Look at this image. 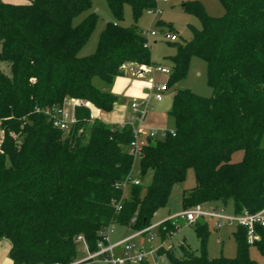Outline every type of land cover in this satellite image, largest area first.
<instances>
[{
  "label": "trees",
  "instance_id": "1",
  "mask_svg": "<svg viewBox=\"0 0 264 264\" xmlns=\"http://www.w3.org/2000/svg\"><path fill=\"white\" fill-rule=\"evenodd\" d=\"M115 21L99 34L95 51L80 57L98 16L87 14L91 0L0 1V240L11 248L13 264H68L77 257L76 238L90 251L100 232L114 224L142 231L164 208L173 186L192 170L195 186L182 192L184 211L195 205L231 203L235 215L264 208V0H219L222 17H210L198 1L182 4L200 22L192 38L173 42L168 87L187 74L192 58L207 65L210 97L176 91L168 134L145 146L139 176L147 186L132 185L129 198L123 185L134 159L125 151L134 139L131 126L107 125L75 109L68 133L55 128L47 109L68 99L89 102L99 113H110L117 98L110 92L124 65L150 66L145 39L134 27H123L124 7L134 22L156 7L154 0H105ZM242 152L238 162L232 156ZM120 205V210H117ZM159 224L161 239L176 230ZM201 256L182 247L177 259L163 248L171 264H261L250 258L254 246L264 258V228L250 245L245 229L233 232L234 258L209 259L205 253L208 229L195 223Z\"/></svg>",
  "mask_w": 264,
  "mask_h": 264
},
{
  "label": "rangeland",
  "instance_id": "2",
  "mask_svg": "<svg viewBox=\"0 0 264 264\" xmlns=\"http://www.w3.org/2000/svg\"><path fill=\"white\" fill-rule=\"evenodd\" d=\"M3 3L19 4L21 0H0ZM191 1H198L205 9L206 13L213 18L222 17L224 15V9L219 0H154L156 7L150 9L152 13L158 11L156 15L149 13L148 10L143 12L137 22H134L132 12L129 6L124 7L123 19L117 23L123 27H134L139 31L145 40L149 43V52L152 65L149 66L147 74L142 78L144 81L149 78L155 77V83H167L170 75L158 76L155 71H152V67L155 65H164L171 72V62L169 58L175 55L176 48L173 42L169 41L167 35L174 34L177 36V44H184L192 38L191 27L200 29L199 20L183 11L182 4ZM95 12L98 16L95 29L91 34L86 45L80 50L79 56H87L95 51L99 34L104 29L107 22H113V18L105 0H91V7L86 12L80 14L74 19V24L78 23L87 14ZM154 32L155 37H147V33ZM127 64V63H126ZM0 69L5 73H9V68L1 64ZM155 72V73H154ZM155 74V75H154ZM157 76V77H156ZM153 85H150L151 93H146L143 99H134L133 101L137 105L136 114L139 111H143L144 120H140L138 123L137 115L132 112V109L125 115V124L140 125L142 133L152 131L153 128H147V116L151 113L160 115L163 113L167 115L166 123L164 124V131H173L174 122L170 117V110L172 105L173 94L178 91H189L195 95L201 97H210L212 90L208 86L207 81V65L199 58H192L189 69L183 80L176 85L169 87V90L164 94L161 102H155L151 96L153 94ZM149 92V89L147 90ZM132 102V100H131ZM96 109L93 108V114ZM127 118V119H126ZM146 118V120H145ZM101 119V118H100ZM103 120V119H102ZM107 124V123H106ZM120 127V125H117ZM157 130V129H155ZM160 130V129H159ZM161 140V138H159ZM157 139V140H159ZM155 140V142L157 141ZM152 142L151 144H154ZM261 146L264 147V135L261 138ZM129 146L125 147V151L128 153ZM129 154V153H128ZM130 155V154H129ZM131 156V155H130ZM132 157V156H131ZM133 158V157H132ZM242 158V152H237L232 156V160L238 162ZM134 159V158H133ZM233 162V161H231ZM132 180H140L139 176V160L134 159L131 171ZM150 183V175H147L142 182L143 186H147ZM195 186V178L192 170H189L186 174V179L182 184L173 186L167 205L164 208L158 210L151 220V225L160 224L166 220H171V224H176V230L169 237L164 240L161 239L159 228H155L152 231L141 235L131 241L134 244L135 249H141L144 252H148L150 248L157 250L154 258H148L143 264H171L164 254H159L158 250L163 248L165 251H169L177 259L183 258L182 247L192 252L194 256H201L200 241L195 233V226L197 224H188L180 218H175L181 212L184 211L182 206V192L183 190L191 189ZM129 191L127 190L125 196L122 198H129ZM201 208L205 211L214 210L220 212L225 216H234V209L231 203H209L200 204ZM175 218V219H173ZM201 224H206L208 229V236L206 240L205 253L209 259L218 257L234 258L236 255V246L233 239V232L237 226L235 224L224 225L220 228H214L213 221L208 219L197 220ZM133 228L123 226L120 224H114L109 231L110 243H116L122 238L135 234ZM152 236H156L154 240H150ZM9 243V246H8ZM10 242L6 239L0 240V258L2 256H9ZM250 258L258 263L264 264V258L261 257L254 246L249 248ZM84 256L82 247H77V258Z\"/></svg>",
  "mask_w": 264,
  "mask_h": 264
},
{
  "label": "built area",
  "instance_id": "3",
  "mask_svg": "<svg viewBox=\"0 0 264 264\" xmlns=\"http://www.w3.org/2000/svg\"><path fill=\"white\" fill-rule=\"evenodd\" d=\"M148 12L152 13L150 10H148ZM157 13L158 11L152 14L156 15ZM155 36L156 34L154 32L147 33V37L152 38ZM167 37L171 42L177 41V36H175L174 34L167 35ZM143 47L145 49H149V43L147 40L145 41ZM152 70L165 75H170L171 73L168 68L156 65L152 67ZM167 89V84L154 85L151 98L160 101L162 99L163 93L167 91ZM76 108L88 109L90 111L91 118H95L92 115L93 107L89 102L73 98L66 100L63 106L60 108L47 109L45 111V114L50 116L52 124L55 128L64 133H68L70 128L76 122L74 116ZM131 108L133 109V111H136L137 105L135 103H132ZM133 133L134 139L129 145L128 153L134 159L138 160L141 158L142 150L145 146L149 145L152 142H155V140L159 138H165L168 134L174 136L173 131H164L160 134L159 137H157L158 135L155 132L148 133L146 137H143L138 130H133ZM141 183V180H132L130 175L123 185L124 192L126 193L127 190L129 191L132 185L137 186ZM116 209L120 210V205H117ZM175 218L183 219L188 224H195L199 219L212 220L214 222L212 225L214 228H220L224 225L235 224L236 226L245 229L246 240L250 245L254 244V242L258 240L256 228H264V208L253 214L243 212L240 215L228 217L223 215L222 211L218 212L216 211V209L205 211L201 208L200 205H195L194 207L181 212ZM158 226L159 224L152 225L142 231L136 232L131 236L122 238L116 243H110L109 231L111 227H109L105 231L100 232L101 239L98 241L96 249L94 251H90L84 238L82 236H78L76 238V243L77 245H80L82 247L84 256L81 258L76 257L68 264H143L148 258H154L157 250L154 248H150L148 252H144L141 249H135L134 244H132L131 241L141 235H144L145 233L152 231L155 228H158ZM155 238L156 236H152L150 240H154Z\"/></svg>",
  "mask_w": 264,
  "mask_h": 264
},
{
  "label": "crops",
  "instance_id": "4",
  "mask_svg": "<svg viewBox=\"0 0 264 264\" xmlns=\"http://www.w3.org/2000/svg\"><path fill=\"white\" fill-rule=\"evenodd\" d=\"M22 3H26L29 0H21ZM11 4V3H10ZM176 42V41H175ZM84 57V56H82ZM161 67H165L164 65H157ZM149 66H138L131 63H127L124 65L123 74L119 77H116L110 87V92L117 98V102L113 107L112 112L110 113H99L98 111H95V114L93 116L95 118H98L103 123H107V125H128L131 126L133 130H138L140 134L143 137H146V135L150 132H155L159 137L162 132H164L163 126L166 123L167 115H164L163 113L160 115H155V113H151L147 116V128H153L154 130L148 131L145 133H142L140 130V125H133L130 123L125 124V115H127L128 111H130L132 103H135L134 99H143L146 95V93H151L150 85H163L167 83H155V77L149 78L148 80L144 81L142 78L145 74H147ZM155 71V70H152ZM156 75L158 76H167L165 74H161L157 71ZM154 72V73H155ZM155 75V74H154ZM157 77V76H156ZM149 89V92L147 90ZM169 90V87L167 91ZM165 91L163 93L162 99L160 101L154 100L155 102H161L163 100L164 94L167 92ZM153 92V89H152ZM132 100V102H131ZM134 100V101H133ZM172 101V100H171ZM130 108V110H129ZM138 108V107H137ZM132 112L135 113L136 111ZM143 111L138 110L137 120L138 123L140 120H144V115L142 114ZM101 118V119H100ZM103 119V120H102ZM127 119V118H126ZM146 120V118H145ZM157 129V130H155ZM160 129V130H159ZM160 140V139H159ZM232 160V159H231ZM233 162H236L237 160H232ZM240 161V160H239ZM183 220V219H182ZM156 225V224H154ZM9 242V241H8ZM11 245V244H10ZM9 246V243H8ZM0 264H13V262L10 260L9 256L5 255L0 258Z\"/></svg>",
  "mask_w": 264,
  "mask_h": 264
}]
</instances>
